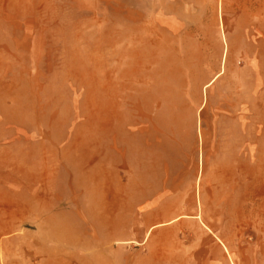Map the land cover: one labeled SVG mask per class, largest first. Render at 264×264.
Returning a JSON list of instances; mask_svg holds the SVG:
<instances>
[{"label":"rangeland","instance_id":"1","mask_svg":"<svg viewBox=\"0 0 264 264\" xmlns=\"http://www.w3.org/2000/svg\"><path fill=\"white\" fill-rule=\"evenodd\" d=\"M118 2L0 0V195L6 205L21 204L20 228L11 236L37 235L41 220L34 217L41 214L30 209L29 185L53 195L38 196L37 205L55 203L57 210L72 186L85 188L87 177L100 176L77 170L88 162L78 148L93 136L116 142L108 165L117 205L130 204L134 217L142 207L203 205L206 177L219 171L235 179L223 182L229 203L238 198L263 226L264 31L261 67L238 60L249 78L240 93L256 130L230 132L220 117L208 125L212 92L196 98L200 86L190 83V72L199 68H189V43L181 38L175 51L162 50L156 0ZM218 39L231 37L220 33ZM108 165L95 162L96 168ZM97 186L85 198L93 205L102 196Z\"/></svg>","mask_w":264,"mask_h":264},{"label":"crops","instance_id":"2","mask_svg":"<svg viewBox=\"0 0 264 264\" xmlns=\"http://www.w3.org/2000/svg\"><path fill=\"white\" fill-rule=\"evenodd\" d=\"M118 3L128 4L127 0ZM155 4L162 50L172 46L175 51L181 38L189 43V68H199L190 72V83L200 86L196 98L203 101L204 91L212 92L208 125L220 117L231 126L230 132L239 128L244 132L246 126L255 131V114H250V103L240 93L249 78L238 60L246 68L261 67L264 0H156ZM220 33L229 35L230 42L220 41ZM193 73L204 77L195 81ZM208 107L209 99L204 110ZM82 145L77 155L88 162L77 170H97L100 176L87 177L85 188L72 186L67 204L57 210L55 203L37 205L38 196L53 195L29 185L35 200L30 209L41 214L34 217L41 220L37 235L11 236L20 228L21 204L6 205L0 195V264H264V225L254 223L253 212L238 198L229 203L223 182L235 180L233 176L209 172L201 206L173 205L171 211L142 207L134 217L130 204L117 205V183L108 165L117 156L116 142L93 136ZM62 157L68 160V152L63 151ZM100 160L108 167L96 168ZM97 184L102 196L93 205L85 198L93 197L92 187ZM119 189L126 197V187ZM13 192L19 194L21 189Z\"/></svg>","mask_w":264,"mask_h":264}]
</instances>
